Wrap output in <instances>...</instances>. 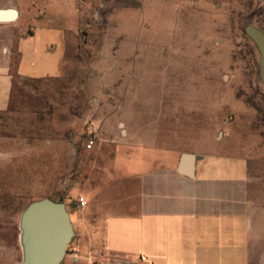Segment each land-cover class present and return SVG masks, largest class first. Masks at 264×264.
<instances>
[{"label":"rangeland","instance_id":"rangeland-1","mask_svg":"<svg viewBox=\"0 0 264 264\" xmlns=\"http://www.w3.org/2000/svg\"><path fill=\"white\" fill-rule=\"evenodd\" d=\"M51 1L43 6L54 16ZM0 5L26 4L0 0ZM68 5L59 10L74 21L65 31L62 69L55 70L60 73L16 75L0 110V264H25L27 205L50 197L73 213L80 188L103 162L99 154L108 159L111 145L123 137L193 151L225 141L226 151L254 156L264 186L260 50L244 29L251 23L264 31V0H70ZM61 40L57 27H40L26 45L47 44L61 52ZM38 65L26 70L37 73ZM74 238L75 233L59 264H82L73 252Z\"/></svg>","mask_w":264,"mask_h":264},{"label":"crops","instance_id":"crops-1","mask_svg":"<svg viewBox=\"0 0 264 264\" xmlns=\"http://www.w3.org/2000/svg\"><path fill=\"white\" fill-rule=\"evenodd\" d=\"M49 1L0 5L17 10L15 18L0 20V110L8 104L16 75L50 76L60 73L57 65L62 69L65 31L74 21L59 16V10L70 0H52L54 16L43 6ZM40 27L60 30L61 52L47 44L27 47V36ZM48 57L54 60L50 65ZM35 63L40 71L26 70ZM111 146L110 157L99 154L103 162L80 188L86 203H77L70 213L77 262L264 264V186L250 152L226 151L220 140L201 151L127 137ZM183 152L194 154L191 173L185 171L189 161L180 158Z\"/></svg>","mask_w":264,"mask_h":264},{"label":"water","instance_id":"water-1","mask_svg":"<svg viewBox=\"0 0 264 264\" xmlns=\"http://www.w3.org/2000/svg\"><path fill=\"white\" fill-rule=\"evenodd\" d=\"M15 7L0 8V20L16 17ZM246 33L260 50L259 73L264 83V31L247 23ZM181 160H188L186 172L191 173L194 154L183 152ZM25 242V264H59L74 234L70 213L64 201L43 197L31 201L22 215Z\"/></svg>","mask_w":264,"mask_h":264},{"label":"built area","instance_id":"built-area-1","mask_svg":"<svg viewBox=\"0 0 264 264\" xmlns=\"http://www.w3.org/2000/svg\"><path fill=\"white\" fill-rule=\"evenodd\" d=\"M92 143H93V138H89V139L87 140V142H86V145H87L88 147H90V146L92 145ZM77 202H78L80 205H84V204L86 203V200L84 199V197H83L82 195H79V196L77 197Z\"/></svg>","mask_w":264,"mask_h":264}]
</instances>
